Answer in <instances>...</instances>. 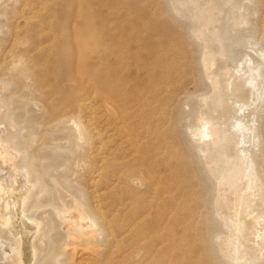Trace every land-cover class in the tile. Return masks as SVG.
Segmentation results:
<instances>
[{
  "label": "rangeland",
  "instance_id": "rangeland-1",
  "mask_svg": "<svg viewBox=\"0 0 264 264\" xmlns=\"http://www.w3.org/2000/svg\"><path fill=\"white\" fill-rule=\"evenodd\" d=\"M209 1L203 0L200 5V1L197 0H0V107H2L0 123H5L8 129L12 130L8 126L9 118L15 117L24 127L20 134L27 140L26 147L27 149L29 147L30 153L39 155L40 176L42 174V179L51 183L50 199H53L59 208L80 204L95 222L92 228L95 231L94 241L77 242L78 247L87 248L93 253L97 249L110 247L107 233L102 230L104 225L91 207L100 204L110 213L119 202L120 196L118 194L113 198L103 196L102 190L108 174L107 164L101 166L104 168L103 179L95 183L90 181L94 176L93 151L102 140L98 137L96 139L98 142L91 141L95 146L89 143L94 135L90 133V127L84 119L93 116L94 125L101 131L103 139L106 137L103 134L105 133L103 128L107 123L105 118L107 114L109 115V109L101 98L105 96L102 92L104 85L101 84L106 81L104 79L106 73L99 72V77L96 76L94 80L96 82L101 80L99 81L101 84L98 82L96 84L97 88L99 87L96 103L100 106L98 104L91 108V112L90 109H81L76 102L82 93L87 96L91 91L90 84H84L85 78L87 79L85 74L80 77L79 74H72L74 73L72 70H76L79 58L76 37L90 27L92 32L101 33V38L105 41L101 40L100 44L105 51L110 50L108 54L117 51L110 56L103 55L104 62L107 59L112 60L113 63L115 60L111 56L118 52L122 55L128 54L124 56L125 59H129L125 60L129 66L126 65L125 73L120 74L121 83L117 80L120 83L117 82L119 89L117 94H121L126 101L122 109L125 110L130 121V128L136 135H140L136 136L140 140V146L137 152H132V161L124 171L129 178H133L140 173L139 163H142L147 166L149 175H154L153 160L162 164L167 161L172 165L167 176L171 187L188 186L186 193L189 195L190 204L196 205L197 209L202 207L198 216L196 215V220L193 221L192 232L182 230V218L177 219L180 221L170 218L163 223L173 228L171 236L168 237L170 241L163 243L158 254H152L147 264H205V259L207 264L219 263L216 258L214 259L212 251L214 247H224V241L229 233L224 232L226 228L219 224L214 226L211 218L212 215L219 213L222 220L233 219L235 212L243 209L239 208L241 183L237 180L238 172L243 170V163L237 159L235 170L237 174L228 175L227 180L224 181L217 179L220 170L228 168L224 159H220L222 151L215 150L210 142L203 145V141L200 145L204 146L205 152L200 151L194 135L199 125V115L202 113H205L213 123L222 125L223 131L230 130L232 122L235 121L236 111L243 102H247L246 106H248L243 110L254 113L251 116L253 126V132L250 134L251 154L258 158L255 171L259 178L257 185L261 192V200H253L251 215L248 216L249 229L253 231L257 228L260 238L255 239V235L247 234L241 242L248 247L253 256L260 248L264 249L262 217H260L261 224L255 222L257 216L264 215V96L262 99L253 96L248 98L243 83L246 75L238 71L241 62L250 57L255 58L257 64L264 65V57L261 56V51L264 50V0H211V3ZM203 8L209 9L213 25L209 24V15L202 11ZM19 24L22 28L17 27ZM23 26H26L25 29ZM225 26L228 27L231 36L240 40V44L236 43L231 48V51H235L234 55L228 51L231 40L221 35ZM121 36L126 39H120ZM107 38H112L114 41ZM247 39L251 42H246ZM198 47H201L200 52ZM203 52L211 53L214 60L211 67H208L204 61ZM129 55L132 57L130 58ZM166 55L172 67L169 79L171 90L160 96L159 103H153L157 100L154 89L157 85H162L157 76L160 68L157 66V60L159 58L161 60ZM134 56L137 58H133ZM14 57L22 58V61L17 59L15 63L20 69L12 67ZM136 59L138 62H135ZM91 63L89 61V65L94 64ZM104 65L105 63L101 66ZM112 69L109 73L111 77L108 79L114 83L117 71ZM246 85L249 86V83ZM261 90L264 93V85ZM202 98H208L207 106L203 105ZM220 98L221 102L217 103ZM83 115L85 118L82 117ZM1 131L2 127H0ZM14 132L16 128L11 131L12 134ZM33 140L36 142L31 144ZM115 142L113 145H118L117 156L122 155L125 144L121 147L119 140ZM106 147L107 141L105 149H108ZM80 153L85 154L84 158L93 160L89 161L90 165L85 166L81 160L77 161ZM17 163L22 165L18 159ZM53 181L58 182V185H54ZM216 181L217 187L213 189ZM143 182L140 194L144 200H150L151 194L148 188L150 181L143 177ZM94 190L100 197L93 199ZM115 190L119 191V188ZM192 194L197 199H193ZM38 198L33 196L31 203ZM111 202L114 204L113 207L110 206ZM171 206L173 205L170 204V208ZM30 214L40 215L47 221L55 220L54 207L48 203L46 208L39 210L31 208ZM112 226L114 227L115 223ZM214 232L218 239L215 246L210 242ZM194 234L201 236L203 245L196 243ZM50 235L57 242L55 254L60 257L59 261L65 263L63 247L72 242L68 231L56 222ZM166 235H164L165 239ZM193 241H195L194 252L191 253L188 246ZM41 242V249L46 250L48 238L44 237ZM117 246L114 250L124 254L130 251L131 242L123 238ZM177 248L180 249L176 252ZM153 251L155 249L151 252ZM217 257L223 259L221 253ZM135 259V264H139L140 258L135 257Z\"/></svg>",
  "mask_w": 264,
  "mask_h": 264
},
{
  "label": "bare ground",
  "instance_id": "bare-ground-1",
  "mask_svg": "<svg viewBox=\"0 0 264 264\" xmlns=\"http://www.w3.org/2000/svg\"><path fill=\"white\" fill-rule=\"evenodd\" d=\"M197 1H200V5L203 2V0ZM209 3H211V0L209 1ZM42 9H44V7ZM202 11L209 15V9L203 8ZM33 12L34 11H32V13ZM18 19L16 21H18ZM208 20L209 24L213 25V20L211 19L210 15L208 16ZM20 25L21 24H19V26L17 25V27L22 28L20 27ZM23 27L25 29L26 26ZM91 30L89 27L88 30H85V32L79 34L76 37V43L79 47V58L76 63V70L73 69L72 71L74 73L72 74H79V77L84 74L86 75L87 79L85 78L84 84H90L91 91L87 96L82 93V95L76 102L81 109H90L91 111V108H94L96 107V105L99 104L96 103L98 102L96 101V96L97 94H99V87L97 88L96 84L97 82L99 83V81L101 82V80L97 78V80H99L96 82L94 81L95 77L100 74L99 72L106 73V78L103 77L106 80L104 84L99 83L101 85H104V89L102 87L103 91L101 89L100 91H102L105 96L101 98H103L104 102L106 103L109 109V115L107 114L106 118L103 115L107 122L105 123L106 126L103 128V132H105L103 134H105L106 137H104V135L102 134V137L104 138H101V131L96 129L92 118L93 116H89V118H87L86 120L84 119V115L82 117H84V121L86 122L88 127H90V133L94 135L90 139L89 143L93 144L94 142L91 141L96 140L98 137H100V139L102 140L100 142V145L96 146L95 151H93L95 157L92 166L94 165V167L93 170H91L94 176L90 174L92 176L90 181L95 183L96 181L102 180V172L104 168L101 166H105V164H107L108 174L106 175L105 186L102 190L103 196H106L107 198H113L115 194L116 196L117 194L118 196L120 195L118 200L119 202L117 204L115 203V206L113 202L110 203L111 207L114 206V208L111 209L112 211H110V213L107 212L106 207L100 206V204H96L94 205V207L90 206L91 209L94 208L93 212L96 214L97 218L102 221V225H104V229L102 230L103 232L105 230L107 233V236L110 240V247L97 249V251L93 253L89 252L87 248L78 247L76 245L77 242L94 241L95 231L92 228L95 226V222L86 213V211L81 207L80 204L76 203L72 207L63 206L62 208H59L57 206V203H55L53 199H50L51 197L49 196H52V189L50 187L51 183L49 181L46 182L42 179V174L40 176V172L38 169V165H40L41 159L39 155L30 153L29 147L27 149V140H25V137L20 134V131L23 130L24 127L20 125V123L15 117H10L8 126L12 128V130H9L5 123H0V127H2V131L0 132V264H135V257H137V259L140 258L139 264H147L149 263L147 261H150L152 254L157 255L161 249L160 246L163 243H167V241H170L168 237L171 236V230L173 228L170 225L167 226L163 223H165L170 218H174L176 220L182 218V230L184 232H192L193 221L196 220V215L200 213V210L202 208L201 207L197 209L196 205L190 204L191 201L189 200V195L188 193H186V190L189 188L188 186L171 187L170 180L167 176L168 174H170L172 165L168 164L167 161L162 164L161 162H158L155 159L153 160L155 167L154 175H149L150 172L148 171L147 166L142 163H139L140 173L136 174L133 178H129L127 172L124 171V169L129 166L130 162L132 161V152L139 150L140 146V140L137 139V137L140 135H136V133L133 132L134 130L130 128V121L129 119H127L125 110L122 109V105L126 104V101L124 100V98L121 97V94H117V90H119L117 89V82L121 78L120 74L125 71L124 69L126 65H128L125 63V60L127 58L125 59L124 56L127 53H124V55H122L118 52V54L111 56L115 60L113 61V63H111L112 60L108 61L107 59L106 62H104L103 55L108 54L107 52H110V50L105 51V49L101 46L102 44H100V42L101 40H104L101 38V33L98 34L96 31L93 30L94 32H92ZM95 30L97 29L95 28ZM25 35H27V33H25ZM221 35L231 40L232 43L228 47V51L231 55H234L235 51H231V48L236 43L240 44V40L235 39L233 36L230 35L227 26L223 28ZM122 36L120 39H126V37L123 39ZM118 39L119 38H117V40ZM108 40L114 41L112 38H109ZM246 42L251 41L250 39H247ZM105 44L107 46V43ZM128 44L129 43H127V45ZM115 45L113 46L115 47ZM120 45L121 44H119V46ZM124 47L127 48L128 46ZM104 51L106 53H104ZM198 51H201V47H198ZM116 52H112L110 54H115ZM110 54H108V56H110ZM203 54L204 61L206 62L207 66L211 67L214 64V60L211 53L208 54L206 52H203ZM261 56L264 57V50L261 51ZM131 57L132 56H130V58ZM135 57L136 56H134L133 58ZM163 57L164 58H161V60L160 58L157 60V66L160 67L159 71H157V76L159 77L158 79L161 82L160 84L162 85H157V87L154 89L157 100L153 103H159V98H161L160 96H163L165 93H169L171 90V80L169 81V79L171 78L170 72L172 69L170 65L171 62L167 55ZM17 59L18 61H22V58ZM17 59L15 57L13 58L12 67H14L15 69H20L17 68V64H15L17 62ZM91 60L92 63H94L93 65H89V61L91 63ZM135 62H138V60L136 59ZM256 62L257 61L253 57H250L249 59H244L241 62V66L238 68V71L244 72V74L246 75V79L245 81H243L244 88L247 92L246 96L248 98L252 96L255 98L260 97L262 99V97L264 96L263 90H261V87H263L264 85V65L257 64ZM103 63H105L104 67L101 66ZM112 68L115 69V72L117 71L116 75L119 78L118 79L116 77V83H112V81H109L108 79L111 77V74L109 75V73ZM120 83L118 82V84ZM247 83H249V86L246 85ZM207 99L208 98L201 99L204 106H207ZM254 99L253 101H255ZM219 102H221V98L218 99L217 103ZM246 105L247 102L241 103L239 110L236 111L235 121L232 122L231 129L228 131H223L222 125L213 123V121H211L205 116V113H202L201 115H199V125L196 128L194 135L195 141L198 144L197 147L200 151L205 152L203 145H205L206 142H210L209 144L214 145L213 148L215 150L222 151L220 159H224V163L227 164L228 168L220 170L217 179L224 181L227 180L228 175H236V160L240 159L243 163L242 172H238L237 174V180L241 183V193L239 195L238 200L239 208L241 207L243 209L241 211L240 209H238L235 212V217L233 219L222 220V217L219 213L212 215L211 218V222L214 226H217L219 224L222 227L226 228L224 232L227 231V234L229 233V236H227L224 241V247H214L213 251L211 249L214 255V259L216 258V260L219 262L216 264H264L263 248H260L257 253L253 256L249 251L248 247L241 242L242 239L247 236V234L255 235V239L260 238L259 230L257 228H255L253 231L250 230L248 223V216L251 215L250 208L253 205V200H261V192L259 191V187L257 185L259 178L255 171L258 165V158H256L253 153L251 154L252 151L250 134L251 132H253L251 116L254 115V113L244 111L243 109H245ZM138 106L142 105L138 104ZM1 110L2 107H0V112ZM132 111L134 112L133 108ZM241 111L243 112L241 113ZM104 118L103 120H105ZM13 128H16V132L12 134L11 131H13ZM143 128L145 129L146 127L144 126ZM152 133L154 134V132ZM148 137L149 136H147V139ZM105 139L107 141L106 148L108 149H105ZM116 140H119L120 143H117L121 144V147H123L122 145L125 144L123 153L122 155L120 154L121 156H117L118 152L116 151V148L118 145H113V142H115ZM96 141L98 142V140ZM202 141L204 144L200 145ZM34 142L36 141L33 140L31 144H33ZM38 142H40V140H38ZM39 144L40 143H38V145ZM129 146H131V148ZM84 155V153H80L77 158V161L81 160L82 163H85V166L90 165L89 161L93 160H88L89 158H84ZM17 159L22 165H18ZM161 165H163V168H161ZM143 167L144 169L142 170ZM143 177L148 178L150 181V183L148 184V188L150 189L151 194V196L149 197L151 198L150 200H144V198H142V195L140 194V191H142V185L144 184ZM53 183L54 185H58V182L53 181ZM217 183V181L214 182L213 189L217 187ZM116 188H119V191H116ZM96 193L97 191L92 193L93 199L100 197ZM40 194H42L41 197ZM33 196L34 198L39 197L40 200L38 198V200L31 203L30 200L33 198ZM193 199H197V197H193ZM47 203L51 204V206L54 207V217L56 221H47L44 217L40 215L30 214L31 208L35 210L46 208ZM170 204L173 205L171 206V208ZM143 206L144 208L142 209ZM260 217H262V222H264V215H259L257 216L258 219H255V222L258 225L261 224ZM56 222H58L59 225H61L65 228V230L68 231V235L72 240L71 244H66L63 247V254L65 255L66 259L65 263L59 261L60 257L55 254L57 242H55L53 237L50 235L53 224H55ZM113 223H115L114 227L112 226ZM216 232H214L213 235L210 237V242H212L214 246L216 242H218V239L215 236ZM23 235L24 238H22ZM164 235L167 236L166 239ZM194 236L196 237V243H201L203 245V240L201 239V236H197L196 234H194ZM44 237L48 238L46 250L41 249L40 246V244H42L41 240ZM123 238H127V240L131 242V246L130 251L121 254L118 253V250L115 251L114 247H118L117 244H119ZM195 241H193L190 246H188V249L191 253L194 252L193 245ZM152 249H155V251H153L154 253L151 252ZM179 249L180 248H177L176 252L179 251ZM203 251L206 252V249L203 248ZM218 253H221L223 259L217 257L219 255ZM132 257L134 258L132 259ZM204 263L207 264L206 259Z\"/></svg>",
  "mask_w": 264,
  "mask_h": 264
}]
</instances>
